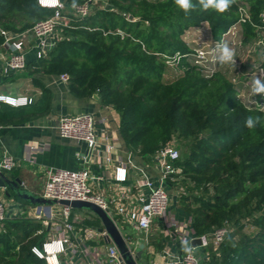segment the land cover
<instances>
[{"label":"trees","instance_id":"obj_1","mask_svg":"<svg viewBox=\"0 0 264 264\" xmlns=\"http://www.w3.org/2000/svg\"><path fill=\"white\" fill-rule=\"evenodd\" d=\"M85 1L65 0L70 22L62 37L26 67L34 73L68 74L77 97L97 93L102 105L120 114L124 146L145 160L174 138L184 142L174 177L187 190L177 206L192 217L196 235L238 226L245 219L254 227L223 242L202 264H264V110L241 102L226 71L208 77L187 56L176 66L167 63L169 57L191 51L185 39L190 29L208 24L218 40L239 21L241 4L259 22L264 0H231L223 12L205 8L207 0H190L187 10L176 0H102L107 4L93 5L89 15H75L74 5ZM54 12L38 0H0V46L8 34L32 29ZM130 14L136 19H129ZM244 30L247 37L255 35L250 23ZM38 85L42 96L36 103L0 102V125L33 120L50 110L51 91ZM249 116L259 118L251 129L245 124ZM77 210L71 220L78 228L104 227L91 211L77 221ZM46 233L47 226L36 218H7L0 230V264H48L33 251L47 242ZM98 244L107 243L102 239Z\"/></svg>","mask_w":264,"mask_h":264},{"label":"built area","instance_id":"obj_2","mask_svg":"<svg viewBox=\"0 0 264 264\" xmlns=\"http://www.w3.org/2000/svg\"><path fill=\"white\" fill-rule=\"evenodd\" d=\"M38 2L43 7L55 9V12L52 16L38 21L32 29L6 36L3 46L10 51L7 57V66L10 70L17 71L26 68L27 57L24 50L26 39H37L39 48L45 53L48 47L53 46L56 42L52 41V38L59 27L61 25L67 26L70 22L69 17L64 14L65 10L68 9L65 0H52V2L43 4L41 0H38ZM94 3L95 0H86L83 3L74 5V14L81 17L89 15ZM239 12V21L218 40L213 39L212 35H208L207 29L210 32L208 24L196 27L195 29H200L197 30L198 34L193 39L188 34L190 31H188L185 39L191 51L186 54L177 53L175 56L169 57L167 63L171 66H176L182 57L187 56L195 64H198L208 77L218 71H226L232 82L238 87V97L241 102L246 106L258 107L264 110V92L257 91L259 88H264V70L262 66L255 71L248 70L247 73L245 72V77L241 76L243 74H240L242 73L240 67H236L232 74L223 69V64L235 57V48L240 34L242 36L245 34L246 36L244 24L250 23L254 27L255 35L249 36V38L258 41L259 46L264 48V10L260 14L259 22L252 19L248 5L241 4ZM203 29H205L204 32ZM48 39H50L49 42H47ZM225 49L232 53L230 58L226 56ZM60 78L68 82L69 76L68 74H61ZM247 80L250 81L246 82ZM247 93L250 94L248 99H246ZM32 101V98L27 96L0 94V102L12 106H23L32 103ZM99 120L104 124V139L98 135L97 124ZM108 128L107 119H99L93 112L64 114L60 116L57 124L61 137L89 143L91 152L94 149L98 151V155L95 157L96 162L109 166L116 160L120 144L107 135ZM100 154L102 155L100 156ZM180 156L181 151L170 144L163 146L156 152L153 158L160 170L159 179L157 180L140 166L134 165L131 159L128 161L131 170L133 172L136 170L135 173L139 178L137 181L138 186L148 190V194L141 195L138 202L128 201L126 194L107 198L95 189V184L98 180L127 181L130 173L126 162L125 164L122 162L114 166L115 171L113 174L108 169L102 172L101 176L93 174L86 167L79 169L46 167L43 197L51 202L35 204L30 217L43 221L44 224L57 231L59 238L47 240L42 248L35 246L33 251L40 257L46 258L48 264H63L59 259L60 255L69 256V253L72 255L80 253L85 261L82 264H126L121 258L119 248L114 243H108L105 247L89 243L91 240L107 238L108 233L105 229L101 230L93 227L78 228L71 220L73 208L59 202L60 200H83L101 206L116 223L118 220L115 217L118 215L133 228L145 232L146 242L155 220L162 218L165 226L164 233L167 237L189 244V247L182 252L174 253L170 249H165L160 254L161 260H154L149 264H202V257L197 254V249L207 250L213 247L215 252L218 253L229 232V228L228 226L221 227L211 233L198 236L192 227L191 216L185 220H180L177 218L176 213L170 209L172 195L169 192L168 185H173V183H170L169 179L176 180L174 174L180 172L175 165ZM17 165L18 160L15 156L8 152L3 153L0 160V170L12 171ZM7 218L9 217L6 212V206L4 202L0 201V230L3 228ZM75 237H79V241L75 242ZM197 238H201L202 243L194 245L193 241ZM133 253L135 254L134 251ZM50 258L54 259V263L50 262ZM206 258L210 257L207 256ZM66 263L77 264L73 258L67 259Z\"/></svg>","mask_w":264,"mask_h":264},{"label":"crops","instance_id":"obj_3","mask_svg":"<svg viewBox=\"0 0 264 264\" xmlns=\"http://www.w3.org/2000/svg\"><path fill=\"white\" fill-rule=\"evenodd\" d=\"M52 39V41H57L55 36H53ZM24 50L26 51L27 64L37 60L41 55L45 54L39 48L38 40L35 38L26 39ZM9 53L10 51L5 46H0V94L27 96L28 98H32V103H36L42 96V88L38 85V83L42 82L51 91V101L50 110L35 117L33 120L0 125V160L4 152L12 154L18 160V165L14 170L5 172L0 170V201L4 202L8 217L17 218L25 215L31 216L35 204L17 195V193L9 187L4 176L9 180L20 179L21 188L35 196L43 197L45 168L49 166L68 169L86 167L89 168L93 174L101 176L102 172L108 169L111 171V174H113L115 171L114 166L122 162L125 164L126 162L130 173V177L127 181L117 182L112 179L98 180L96 181L95 189L107 198L126 194L130 202H138L140 201L141 195L148 194V190L138 186V175L135 173L136 170H134V172L131 170L128 161L131 159L134 165L140 166L146 170L156 180L159 179L160 170L153 157L145 160L124 146L119 135L120 114L112 106L102 105L97 93L87 97L75 96L70 91L68 82L62 80L60 76L48 75L41 72L34 73L33 69L28 67L24 70H10L7 66V57ZM18 80L22 81V85L14 86L13 84ZM36 80L38 81L36 82ZM83 112H93L99 119H107L109 125L108 132H106L107 135L120 144L117 151L118 156L113 164L108 166L96 162L95 157L98 155V151L94 149V151L91 152L89 143L60 136L57 129L60 116ZM103 128L104 124L99 120L97 124L98 135L104 139ZM101 155L102 154H100V156ZM85 156L86 158H84ZM172 187V184L168 185V189L171 190V195H173ZM171 203L174 205H170V209L176 213L178 219L185 220L189 217L177 206V198L174 197V195L172 196ZM115 218L117 220L119 219L116 224L124 237H132L131 239L126 238V240L135 253L141 243L145 244L138 264H140V262L149 264L154 260H161L160 254L165 249H170L172 252L177 253L189 247V244L180 240H173L165 235L164 219L162 218H157L155 220L149 232L147 242L145 241V232L133 228L123 220L121 216L117 215ZM46 226V240L59 238V233L57 231L49 228L48 225ZM127 226L134 230L133 234L124 231ZM100 229L105 228L103 227ZM102 239H104L107 244L111 243L107 241V238L91 241H95L98 244ZM156 240L162 244H156ZM74 241H79V237H75ZM91 241H89L90 244H92ZM100 246L105 247V245ZM199 250H202V248L197 249V251ZM62 257L63 258H61L60 255L59 259L63 264H65L66 260L69 258H73L77 264L85 262L80 253L76 255L69 253V256L62 255ZM50 261L53 263L52 259H50Z\"/></svg>","mask_w":264,"mask_h":264},{"label":"rangeland","instance_id":"obj_4","mask_svg":"<svg viewBox=\"0 0 264 264\" xmlns=\"http://www.w3.org/2000/svg\"><path fill=\"white\" fill-rule=\"evenodd\" d=\"M105 4H107L106 1H102V0H95V4L94 7L96 8L97 6H104ZM65 26V25H64ZM63 26L61 25L58 29V31L55 33V38L56 40H58L60 37H62L63 35ZM200 29V28H198ZM195 28L190 29L188 32V34L190 35V37L195 38L196 35L198 34L197 30ZM207 29V28H206ZM205 31V29H203V32ZM207 33L208 35H211L209 32V29H207ZM237 45L235 48V57H233L232 60H227L226 63L223 64V69H226L227 71H229V73L231 72V74L235 71L236 67H240V70L243 74L241 75L242 77H245V72L247 73L248 70H257L258 68H260L263 63H264V48H261L258 44V41L256 40H252L249 37H247V34L245 36V34H243V36L240 34V36L237 39ZM250 80H247L246 82H248ZM14 86H20L22 85V81H17L13 84ZM250 96L249 93L246 94V99H248ZM170 145L177 147L181 152H183L185 150V144L184 142H181L180 140H178L177 138H174L173 141L170 143ZM176 179V183L175 185H173L172 187V192L174 197H176L177 199L179 198V196L181 194H183L184 192H186L187 190V185L184 184L182 181ZM171 190L169 189V192ZM172 195V196H173ZM171 205H174L173 203H171ZM90 210L88 209H79L76 211V215H75V219L77 221H82L84 218L87 217L86 213L89 212ZM119 221V219H118ZM229 228V232L227 234V236L225 237V241H231V240H235L239 237L241 232H252L254 230V227L252 226L250 220L245 219L242 221V223L240 225H234V224H230L228 226ZM125 232H130V234H133L134 230H132L130 227H126V229H124ZM203 250V249H202ZM199 250L197 251V254L200 255V257H202V261L207 257H211L212 253L215 252V249L213 247L207 249V250ZM204 252V253H203ZM61 258L62 255H61ZM140 264H144L143 262H140Z\"/></svg>","mask_w":264,"mask_h":264},{"label":"water","instance_id":"obj_5","mask_svg":"<svg viewBox=\"0 0 264 264\" xmlns=\"http://www.w3.org/2000/svg\"><path fill=\"white\" fill-rule=\"evenodd\" d=\"M129 19L135 20L136 17H134L132 14L129 15ZM50 39L47 40L49 42ZM4 176V175H3ZM5 180L8 183L9 187L14 190L17 195L24 198L25 200L30 201L32 204H38V203H50V200L45 199L41 196H35L30 192H27L23 188H21V180H9L6 176ZM63 205H69L74 209H88L97 216L100 217L102 220V223L104 225V228L106 229L108 235H107V241L113 242L120 250L121 258L126 262V264H138V260L141 258L145 244L141 243L139 247L137 248L136 253L134 254L131 246H129L128 241L122 234L121 230L119 229L118 225L116 224L115 220L109 215V213L103 209L101 206L90 202V201H83V200H60L59 201ZM50 228V226H49ZM103 230V229H101ZM202 239L197 238L193 241V244H201Z\"/></svg>","mask_w":264,"mask_h":264},{"label":"clouds","instance_id":"obj_6","mask_svg":"<svg viewBox=\"0 0 264 264\" xmlns=\"http://www.w3.org/2000/svg\"><path fill=\"white\" fill-rule=\"evenodd\" d=\"M230 2L231 0H207V3L204 5V7L207 8L209 5H212L218 11L223 12L228 8ZM41 3H45V0H41ZM176 3L184 10H187L191 7L190 0H176ZM225 54L229 58L232 55V53L228 49H225ZM257 91L264 92V88H259L257 89ZM258 120V117L255 119L251 116L247 117L245 121L246 127H248L249 129L254 128Z\"/></svg>","mask_w":264,"mask_h":264},{"label":"bare ground","instance_id":"obj_7","mask_svg":"<svg viewBox=\"0 0 264 264\" xmlns=\"http://www.w3.org/2000/svg\"><path fill=\"white\" fill-rule=\"evenodd\" d=\"M47 2H52V0H47ZM48 249L51 250L50 247H48ZM50 259H52V260H53V263H54V259H53V258H50ZM50 262H51V261H50ZM51 263H52V262H51Z\"/></svg>","mask_w":264,"mask_h":264},{"label":"snow or ice","instance_id":"obj_8","mask_svg":"<svg viewBox=\"0 0 264 264\" xmlns=\"http://www.w3.org/2000/svg\"><path fill=\"white\" fill-rule=\"evenodd\" d=\"M45 2H47V0H45Z\"/></svg>","mask_w":264,"mask_h":264}]
</instances>
